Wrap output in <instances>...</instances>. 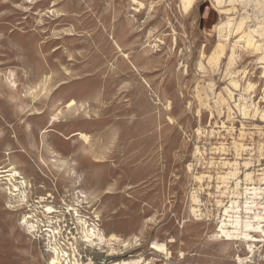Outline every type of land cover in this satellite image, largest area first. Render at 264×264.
<instances>
[{"label": "rangeland", "instance_id": "1", "mask_svg": "<svg viewBox=\"0 0 264 264\" xmlns=\"http://www.w3.org/2000/svg\"><path fill=\"white\" fill-rule=\"evenodd\" d=\"M138 1L142 8L132 0H0V166H8L12 151L11 160L32 183L28 204L17 211L7 209L0 185V264L50 263L46 239L37 232L32 238L18 224L24 213L45 225L42 233L57 227V239L66 248L74 243L68 249L74 247L80 264H241L237 256H250L244 242L212 237L220 211L216 177L227 170L220 161L237 158L234 141L251 149L237 158L252 162L246 172L264 167V117L242 115L234 101L231 111L213 98L204 106L196 96L197 86L209 83L227 94L226 58L214 71L198 69L217 42L212 27L225 15L209 0H195L186 13L180 0ZM256 1L231 15L263 18L264 0ZM255 59L242 50L232 69L242 84L254 83L250 97L264 110V71ZM220 146L226 151L215 150ZM106 150V161L88 157ZM53 156L70 163L80 178L76 188L48 161L41 162L44 174L37 170L40 157ZM96 169L106 173L100 185L91 180ZM74 189L94 197L81 213L91 220L95 210L105 233L115 231L129 245L112 251L84 242L70 216L56 222L66 209L62 200L74 203ZM192 192L207 216L192 213ZM42 196L49 197L40 202ZM45 204L58 211L43 213ZM256 245L242 264H264V242Z\"/></svg>", "mask_w": 264, "mask_h": 264}, {"label": "bare ground", "instance_id": "2", "mask_svg": "<svg viewBox=\"0 0 264 264\" xmlns=\"http://www.w3.org/2000/svg\"><path fill=\"white\" fill-rule=\"evenodd\" d=\"M132 1H136L137 5L140 8L143 7L142 2L138 0ZM194 2L195 0H180V6L182 10L186 13L194 7ZM209 2L213 7L217 9L219 13L224 14L225 18H222L220 22L218 20V25L212 27L213 30L217 33L218 39L211 53L205 56L206 65L203 62L199 61L198 69H204L205 71V68L207 67L210 70L214 71L216 69H219L222 60L226 58V63L224 64L226 65L225 67L227 72H229V87L225 86V93H227L226 96L223 95L221 92H216L213 85L210 83L204 87H200V85H198L196 88V96L200 101V104L204 106H209V100L213 98L215 104L218 105L219 108L220 106L227 105V108L230 111L231 107L229 105V101H234V107H236L239 113H241L242 115L247 116L251 113L255 115L257 112H259L261 115L258 114V116L260 115L262 119L264 117V110H259L257 103L252 100V96L250 97V92L254 90V83L250 82V80H245L244 84H242L240 80L236 77L237 72L239 70L233 71L232 67L235 66L238 57H240V52L242 50H246L257 57V59L255 60H258L260 68H262L264 71V14L263 18H260V16L258 17L253 13V15H251L248 11H245L239 17L231 15L232 13L236 14L239 11V5H242L244 9L245 7H249V5L253 6L254 8V5L257 4L256 0H209ZM226 3L227 5H224ZM137 10L138 9H136V11ZM249 11L251 12V10ZM253 18L256 20V22L250 24ZM116 46L117 48H119V45L117 43ZM123 57L130 64V68L137 73L138 69L133 63H131V61L128 60V54H124ZM202 57H204V52L202 53ZM123 64L125 65L124 61H122V65ZM242 72L243 75L241 79L244 78L246 71L244 70ZM262 76L264 77V75ZM144 83L145 85H147L145 80ZM234 90L238 91L237 100L234 98ZM83 106L84 104H80V107L77 108L78 110H75V112L79 111V109ZM169 107L170 105L168 103L166 105V108ZM57 115H54L53 118L56 121L58 119ZM262 120H264V118ZM196 131L198 133H202L200 127L197 128ZM127 133L129 132L127 131ZM244 134L245 132L240 133L241 140L243 139ZM233 145L234 151H236L235 156L237 158L242 155V151L251 150L248 146H246V144H244V142L241 141H234ZM259 147V150H264L263 143H260ZM215 150L225 152L226 148L224 146H220L216 147ZM47 151L49 152L48 149ZM195 152L197 154H200L201 156L203 155V153L199 150L198 147H196ZM11 153L12 151L7 153V159L9 161L8 166H0V185H3V189L8 197V203L6 205L7 209L10 211H17L24 207L26 204H28V193L29 189L32 188V183L29 181V179L24 176L23 172L19 169L15 161L11 160ZM109 155V151L106 150V152L100 154L92 153L88 157H90L93 162H100L106 161ZM261 155L262 153H260V156ZM237 158H235V161L233 162L220 161L221 165L223 167H226L227 170L224 171L223 174H219L216 177L218 179V182L216 185L217 194L215 196H217L218 198L215 202L216 205L220 208V211L218 212L217 218V230L216 233L212 235V237L223 238L224 241L228 242H244L247 252L250 253V256H237L236 259L238 263L242 264L246 262L249 258H251L253 255H255L256 251L259 248L256 245V242H264V167L246 172V170H248L250 166H252V162L250 161V159L247 158V160L241 163L237 161ZM39 160L40 161L36 162L37 170L42 174L44 173L41 169V162L48 161L51 163V167L54 171H56L57 173L62 172L64 173V176L66 178H71L73 180L72 183L75 188L76 185H79L80 178L77 177L74 169L70 168V163L67 160H63L57 156H53L48 160H43V158L40 157ZM259 161L260 160L258 159V162ZM240 163L243 165V167H245L243 177H241L242 172H240ZM105 176L106 173L103 170L96 169L91 176V180L96 183V185H100V183L104 180ZM204 177V175H197L195 178L199 181H202ZM208 177L211 178V176ZM111 189L114 188L108 187L105 192L111 193ZM195 192H192L191 195V200L194 203V206L191 208V211L196 217L207 216L206 213L199 212L201 210V204ZM72 194L74 197L73 204L69 205L66 203L65 200H62L66 208L64 212L60 210H55L52 205L45 204L43 213L45 211L47 212V214L58 211V214L61 218L57 217V223H59V221L61 220L64 221L67 216H70V219L73 220L72 223L76 224L78 233L81 234V238L84 240V242L97 244L99 246L105 245L106 247H109L112 251L116 249V245H129V240L121 238V236H119V234H117L115 231H109L108 234L105 233V231L100 227V223L98 222V220H100V215L98 212H96L95 210L92 212L93 216L91 220H89L90 217L85 216L81 213V205L83 203L90 205V202H92V200L94 199L92 195L86 193L81 189H74ZM47 197L42 196L40 198V202L46 201L48 199ZM49 208L53 209V211H48ZM18 224L20 225L22 230H24V232L27 235H30L32 238H35L36 234L34 232H37L39 233V235L43 236L44 239H46V245L49 248V264H80L79 259L76 257L74 247H72L73 250H71V252H69L68 249L74 243L69 242L70 246L66 248L63 246V243L57 239V234H60V230L57 227H47L44 229L46 230V232L42 233V227L45 225L40 223L39 219L35 218L33 214L28 213H24L21 216ZM145 226L147 227V225H143L142 229ZM252 233H260V236L262 238L258 240L254 237ZM71 237L76 238V236L74 235ZM159 248L162 250L164 249V246L160 245ZM118 264H143V261L140 259H133Z\"/></svg>", "mask_w": 264, "mask_h": 264}, {"label": "snow or ice", "instance_id": "3", "mask_svg": "<svg viewBox=\"0 0 264 264\" xmlns=\"http://www.w3.org/2000/svg\"><path fill=\"white\" fill-rule=\"evenodd\" d=\"M48 211H50V212H51V211H53V209L49 208V209H48Z\"/></svg>", "mask_w": 264, "mask_h": 264}, {"label": "flooded vegetation", "instance_id": "4", "mask_svg": "<svg viewBox=\"0 0 264 264\" xmlns=\"http://www.w3.org/2000/svg\"><path fill=\"white\" fill-rule=\"evenodd\" d=\"M53 197V196H52Z\"/></svg>", "mask_w": 264, "mask_h": 264}]
</instances>
